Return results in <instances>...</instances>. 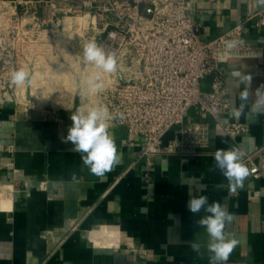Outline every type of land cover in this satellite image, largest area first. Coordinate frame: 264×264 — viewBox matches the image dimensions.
<instances>
[{
    "label": "crops",
    "instance_id": "crops-1",
    "mask_svg": "<svg viewBox=\"0 0 264 264\" xmlns=\"http://www.w3.org/2000/svg\"><path fill=\"white\" fill-rule=\"evenodd\" d=\"M45 1L0 3L41 6ZM189 1L205 39L243 22L245 39L255 46V51L220 62L230 91L229 109L220 120L244 124L246 131L230 136L209 117L207 148L194 154H158L148 172L138 156L140 137L130 139L124 127L109 125L120 162L101 178L71 150V142L62 140L72 123L70 115L83 108L82 98L74 96L63 105L21 99L0 103V264H209L206 249L198 255L190 247L191 241L203 244L208 237L195 224L203 210H187L189 193L220 202L234 215L227 231L239 243L227 264H264V110L255 107L264 97V26H257V16L249 18L264 6L258 0ZM80 17L85 24L90 21L87 15ZM76 18L64 16L58 24L79 33ZM46 58L49 75L81 74L75 63L64 64L76 61L74 56L48 52ZM212 79L207 76L202 88L210 89ZM199 119L191 110L185 123ZM180 127L165 135L164 144ZM230 148L257 153L261 171L256 177L245 165L248 176L234 193L214 161L217 150Z\"/></svg>",
    "mask_w": 264,
    "mask_h": 264
},
{
    "label": "built area",
    "instance_id": "built-area-1",
    "mask_svg": "<svg viewBox=\"0 0 264 264\" xmlns=\"http://www.w3.org/2000/svg\"><path fill=\"white\" fill-rule=\"evenodd\" d=\"M58 3L65 5L61 10L65 13L90 17L82 33L71 32L79 46L94 39L106 53L115 55L117 72L110 73L112 81L96 97V105L107 107L116 117L109 125L124 127L130 139L140 137L138 156L145 160L148 172L158 154H194L207 148L209 117L230 136L246 131L244 124L220 120L230 106L229 79L220 68L222 57L255 51L244 37L243 22L205 39L203 24L189 0H47L43 4L49 16L55 14L57 10L52 9ZM254 16L257 26H264V11L252 12L249 18ZM229 42H235L231 49ZM17 62L13 51L0 46V103L18 99L17 88L9 82ZM210 75V89L202 88ZM191 110L200 119L185 123ZM175 126H181L180 131L164 144L165 135ZM239 151L249 172L261 175L257 153Z\"/></svg>",
    "mask_w": 264,
    "mask_h": 264
},
{
    "label": "clouds",
    "instance_id": "clouds-1",
    "mask_svg": "<svg viewBox=\"0 0 264 264\" xmlns=\"http://www.w3.org/2000/svg\"><path fill=\"white\" fill-rule=\"evenodd\" d=\"M264 6V0H258ZM235 46V42H229V49ZM83 60L92 66L95 71L86 76L82 82L84 88L93 94L101 93L105 84L103 74L117 72V61L114 54L106 53L94 39L85 42L83 46ZM9 82L15 88H31L36 82V77L26 66L13 69L9 74ZM84 88L80 95L83 97ZM247 93L241 98L246 99ZM257 110H264V97H261L256 104ZM243 106H241L242 111ZM239 111L233 110V115L238 116ZM109 109L105 106L96 105L89 108H79L70 115L72 121L68 128L67 136L63 137L64 143L71 142L72 151L81 155L83 164L89 171L103 178L112 170L113 166L119 164L120 156L113 135L109 132L108 121L115 119ZM215 167L218 168L225 179L229 182L230 192L243 187V182L248 176V169L242 163V153L238 149H219L214 154ZM187 210L192 214H198L202 210L205 215L195 222L196 226L203 227L207 233V241L200 243L190 242L193 252L203 255L201 249H206L209 264H227L228 259L237 247L239 241L227 231L228 225L234 220L225 205L220 202L209 203L208 197H199L188 194Z\"/></svg>",
    "mask_w": 264,
    "mask_h": 264
},
{
    "label": "rangeland",
    "instance_id": "rangeland-1",
    "mask_svg": "<svg viewBox=\"0 0 264 264\" xmlns=\"http://www.w3.org/2000/svg\"><path fill=\"white\" fill-rule=\"evenodd\" d=\"M64 9L65 5L58 3L52 9L57 10L55 14L49 16L44 4L40 6L0 3V46L6 51L14 52L18 68L26 66L36 77V82L31 88H17L18 99L36 103L49 101L63 105L74 96H79L82 98L83 108L96 106V97L99 93L88 92L82 83L87 75L95 71L83 60L84 45L79 46L77 35H71L73 30L64 29L63 24H58L64 16H78L75 23L80 30L79 33H82L81 28L85 25L86 19L61 11ZM48 52L52 56L70 55L72 58L74 56L76 61L66 60L64 64L75 63L81 70L79 77L45 73ZM80 57L81 59L78 60ZM54 64L58 67L60 63ZM54 69L56 70V67ZM102 78L105 87L112 81L111 74H103ZM82 88H84L83 97L80 95Z\"/></svg>",
    "mask_w": 264,
    "mask_h": 264
}]
</instances>
